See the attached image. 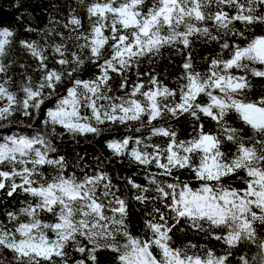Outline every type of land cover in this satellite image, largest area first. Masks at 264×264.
I'll return each instance as SVG.
<instances>
[{
  "label": "snow or ice",
  "instance_id": "snow-or-ice-1",
  "mask_svg": "<svg viewBox=\"0 0 264 264\" xmlns=\"http://www.w3.org/2000/svg\"><path fill=\"white\" fill-rule=\"evenodd\" d=\"M12 7L0 264H264V0Z\"/></svg>",
  "mask_w": 264,
  "mask_h": 264
},
{
  "label": "trees",
  "instance_id": "trees-1",
  "mask_svg": "<svg viewBox=\"0 0 264 264\" xmlns=\"http://www.w3.org/2000/svg\"><path fill=\"white\" fill-rule=\"evenodd\" d=\"M30 4H32V7L35 8V14L43 19V16L41 14V11L36 5L40 3V0H28ZM16 15V11H14L12 7V0H0V19H3L5 22H13L14 17ZM167 65V61H163L161 64V70H163V67ZM170 71L174 72L176 69H171ZM107 135V134H106ZM65 143L68 144L69 148L76 147L77 151L87 152V158L91 159L92 156L98 152L101 147L103 146V138L100 140H95L93 137L89 136L87 139L80 138V144L79 146L71 145L69 141H67V138L65 139ZM117 171H119L123 175H129L133 169L129 168L127 164H125L124 167L117 166Z\"/></svg>",
  "mask_w": 264,
  "mask_h": 264
}]
</instances>
